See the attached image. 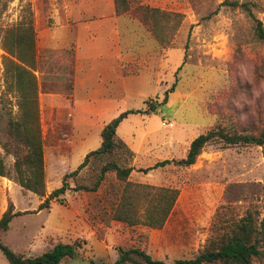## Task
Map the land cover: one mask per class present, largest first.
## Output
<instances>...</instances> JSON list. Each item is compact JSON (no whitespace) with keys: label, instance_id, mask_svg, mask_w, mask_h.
<instances>
[{"label":"rangeland","instance_id":"374dc122","mask_svg":"<svg viewBox=\"0 0 264 264\" xmlns=\"http://www.w3.org/2000/svg\"><path fill=\"white\" fill-rule=\"evenodd\" d=\"M37 1L0 0V159L10 176L16 156L23 150L8 131L19 112L10 73H5V63L11 58L3 41L7 30L26 26L29 20L33 23ZM234 1L236 7L228 5ZM130 3L133 10L143 6L180 13L183 19L168 37V45L162 47L137 13L125 14L138 27L132 37L139 39L131 48L122 46L124 54L131 51L137 55L136 62L126 70L134 74L150 71L155 80L142 90L143 98L133 95L127 107L144 111L147 101L156 110L138 119L132 115L122 133L132 138L150 133L147 138L156 140L157 146L173 137L176 144L170 154L158 147L153 157L139 160L133 154L128 160L123 151L116 150L107 161L133 167L128 177L132 183L177 188L178 198L161 229L131 227L113 219L124 187L114 172H106L94 192L75 189L92 187L105 160L90 158L75 176L66 179L68 190L59 201H50L48 209L36 213L33 211L44 198L22 191L12 179L0 177V217L10 204L13 212L21 213L11 220L6 232L0 233V244L25 258L39 256L58 243H76L80 246L77 256L59 264H114L118 248L140 249L154 260L171 264L193 258L210 239L247 212L254 214L264 233V146L220 149L218 143L212 142L204 146L192 166L171 164L146 174L137 171L157 161L182 159L189 143L210 128L255 130L262 125L264 44L255 37L253 18L261 22L264 31V0H130ZM242 4L248 6L250 13ZM169 24L174 22L170 19ZM164 28L162 37L167 35V27ZM172 86L162 105L165 92ZM163 122L172 127L162 126ZM46 145L52 146L48 142ZM50 156L51 150H46L44 197L61 187L63 176L72 172L56 173L57 169L50 168ZM0 264H9L1 252ZM253 264H264V241L263 256Z\"/></svg>","mask_w":264,"mask_h":264},{"label":"trees","instance_id":"16d2710c","mask_svg":"<svg viewBox=\"0 0 264 264\" xmlns=\"http://www.w3.org/2000/svg\"><path fill=\"white\" fill-rule=\"evenodd\" d=\"M116 15H125L135 12L141 23L146 25L156 41L162 47L168 45L169 38L173 31L177 30L182 14L166 12L159 9L138 6L131 7L130 0H113ZM227 3V2H223ZM221 5H224V4ZM228 5L236 7L237 2H230ZM245 11L250 9L247 5H240ZM250 13V12H249ZM174 22L169 24V20ZM254 34L256 39L264 44V31L261 22L253 18ZM167 35L163 36V29ZM169 37V38H168ZM3 47L11 59H7L6 72L10 73L12 85L15 89L19 117L11 123L9 136L18 143L23 150L22 154L16 156L13 164V176L4 167L0 159V177H6L15 181L24 192H31L44 200L38 205L36 211L48 209L50 201L58 200L66 190L68 184L66 179L75 176L83 169L90 158L105 160L101 166L98 178L92 187H75L77 190L94 192L106 172H114L117 180L124 182V187L118 203L114 209L113 219L127 226L143 225L151 229H161L171 213L179 195V190L172 187H154L149 185L135 184L128 181L133 167L118 164L114 160L107 159L113 156L116 150H121L128 160L132 153L128 147L116 138V130L120 123L129 115L140 114L150 115L156 107L146 101L147 108L144 111L127 110L107 122L101 132L100 146L89 152L76 170L66 174L62 178L61 187L53 190L47 197L45 195V172L43 140L40 130L39 109L37 99V78L35 75V32L32 21L29 20L26 26H17L6 31ZM13 58V59H12ZM125 73V71H124ZM165 92V104L167 93ZM159 104V105H161ZM216 142L220 149L233 146H264V122L258 129L249 127L233 130H226L222 127L210 128L206 132L196 136L187 148L185 156L178 160H161L152 166L138 169V172L146 174L157 168L168 165L189 167L195 164L204 146ZM29 213V212H24ZM13 212L10 204L7 210L0 217V233L9 229L11 220L20 215ZM264 233L259 229L257 219L253 213L247 212L239 220L233 222L229 228L217 237L210 239L205 247L191 259L175 260L171 264H253L263 256ZM80 246L58 243L43 254L25 258L16 254L7 246L0 244V252L4 255L9 264H59L66 258L77 256ZM118 258L114 264H167L161 260H154L140 249L118 248Z\"/></svg>","mask_w":264,"mask_h":264},{"label":"crops","instance_id":"0c3cea01","mask_svg":"<svg viewBox=\"0 0 264 264\" xmlns=\"http://www.w3.org/2000/svg\"><path fill=\"white\" fill-rule=\"evenodd\" d=\"M33 26L45 176L46 150H51L49 165L56 173L74 171L100 146L103 126L133 110L127 102L133 95L143 98L142 90L155 80L150 71L134 74L126 70L137 55L124 54L122 46L131 48L139 41L132 37L138 27L128 16L116 15L113 0H38L33 7ZM131 118L129 115L120 123L116 138L136 160L153 157L158 147L171 153L176 144L173 137L157 146L156 140L147 138L150 133L140 138L124 135L122 127ZM47 142L52 144L50 148Z\"/></svg>","mask_w":264,"mask_h":264},{"label":"built area","instance_id":"2783aa9c","mask_svg":"<svg viewBox=\"0 0 264 264\" xmlns=\"http://www.w3.org/2000/svg\"><path fill=\"white\" fill-rule=\"evenodd\" d=\"M162 126H164V127H172V124H169V123H165V122H163V123H162Z\"/></svg>","mask_w":264,"mask_h":264}]
</instances>
